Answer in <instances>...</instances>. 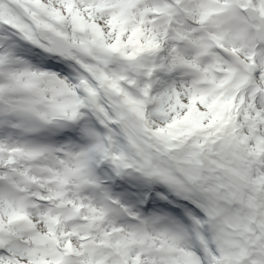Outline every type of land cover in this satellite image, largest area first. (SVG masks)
<instances>
[{"label": "snow or ice", "instance_id": "obj_1", "mask_svg": "<svg viewBox=\"0 0 264 264\" xmlns=\"http://www.w3.org/2000/svg\"><path fill=\"white\" fill-rule=\"evenodd\" d=\"M0 264H264V0H0Z\"/></svg>", "mask_w": 264, "mask_h": 264}]
</instances>
